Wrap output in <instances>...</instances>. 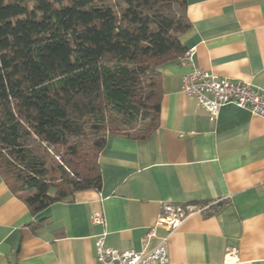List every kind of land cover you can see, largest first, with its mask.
<instances>
[{
    "label": "crops",
    "instance_id": "0c3cea01",
    "mask_svg": "<svg viewBox=\"0 0 264 264\" xmlns=\"http://www.w3.org/2000/svg\"><path fill=\"white\" fill-rule=\"evenodd\" d=\"M187 4L191 28L181 39L195 48L194 66L264 92V0ZM192 69L181 58L160 66V126L147 139L108 138L100 190L33 213L0 175V264H97L103 232L121 251L153 248L169 233L170 264H264V118L227 104L211 120L182 90ZM197 200L222 205L189 212L171 232L156 225L165 204Z\"/></svg>",
    "mask_w": 264,
    "mask_h": 264
},
{
    "label": "trees",
    "instance_id": "16d2710c",
    "mask_svg": "<svg viewBox=\"0 0 264 264\" xmlns=\"http://www.w3.org/2000/svg\"><path fill=\"white\" fill-rule=\"evenodd\" d=\"M187 0H0V175L33 213L102 187L112 135L160 126V66L180 59ZM206 215L222 202L197 200Z\"/></svg>",
    "mask_w": 264,
    "mask_h": 264
},
{
    "label": "built area",
    "instance_id": "2783aa9c",
    "mask_svg": "<svg viewBox=\"0 0 264 264\" xmlns=\"http://www.w3.org/2000/svg\"><path fill=\"white\" fill-rule=\"evenodd\" d=\"M194 54L195 48H190L181 57V60L193 66L192 71L183 76L182 90L198 101V104L208 112L211 120H216L221 108L227 104L247 108L254 115L264 118L263 91L257 89L251 82L221 78L195 67ZM204 209L205 207L193 205L165 204L156 225L164 226L171 232L183 223L189 212ZM91 217L95 223L105 222L103 212H94ZM106 235L107 232H103L95 239L97 264H170L169 233L161 237L155 247L146 246L141 251L111 248L106 244ZM153 235L154 228L148 236Z\"/></svg>",
    "mask_w": 264,
    "mask_h": 264
}]
</instances>
